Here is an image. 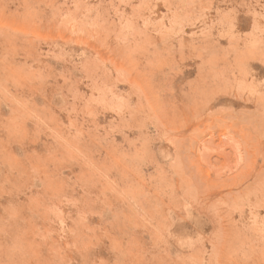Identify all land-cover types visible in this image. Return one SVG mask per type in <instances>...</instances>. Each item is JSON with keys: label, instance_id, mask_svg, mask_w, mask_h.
<instances>
[{"label": "rangeland", "instance_id": "374dc122", "mask_svg": "<svg viewBox=\"0 0 264 264\" xmlns=\"http://www.w3.org/2000/svg\"><path fill=\"white\" fill-rule=\"evenodd\" d=\"M0 264H264V0H0Z\"/></svg>", "mask_w": 264, "mask_h": 264}]
</instances>
